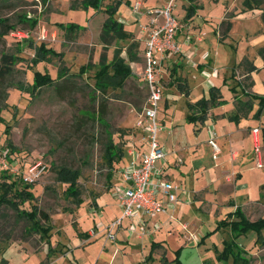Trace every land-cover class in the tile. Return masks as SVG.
Listing matches in <instances>:
<instances>
[{"label": "rangeland", "instance_id": "obj_1", "mask_svg": "<svg viewBox=\"0 0 264 264\" xmlns=\"http://www.w3.org/2000/svg\"><path fill=\"white\" fill-rule=\"evenodd\" d=\"M81 1L0 0V17L8 18L9 23L16 25L9 34L3 36V24L0 23V58L3 54L21 56L7 75L0 74V146L8 152L11 149L16 151L17 158L14 154L13 157L19 160L22 169L39 163L47 164L48 169L32 187L36 195L34 204L47 211L51 217V242L56 244L47 256L46 240L37 232H29V222L18 218L10 207L3 206L0 210V260L6 258L7 264L19 254H25L23 261L26 264H96L100 250H107V244H110L105 234L99 233L92 236L98 240L89 245L91 249L88 247L89 250L84 251L85 249L79 246V237L74 229L81 230V226L83 229L88 226V216L83 211L90 213L92 206H96L104 212V205L100 200L104 199L106 202V199L112 198L111 189L115 176L111 181L108 180L109 168L103 157L108 132L112 133L118 146L126 151L129 144L135 145L138 139L136 120L138 113L144 109L148 93L143 77V46L146 39L141 35L142 32L144 34L142 27L146 18L139 19L140 16L133 13L134 0H129L131 3L126 6L121 5L117 18L130 33V38L113 40L111 44L106 45L102 43L100 34L108 17L104 9L112 1L105 0L98 11L93 7L87 9L81 6ZM127 1L123 0L122 4ZM166 1L149 0L148 4L165 6ZM174 3L173 13L178 14L180 0H174ZM143 9L144 7H141V11ZM23 14L27 15L28 19H36L35 26L19 22V15ZM71 24L77 25L79 29L68 34L65 27ZM18 29L25 31L27 36L22 39L14 37L11 32ZM133 42L139 44L133 50L138 54L135 61H131L128 55ZM39 44H45L59 52L62 58L36 59L35 47ZM117 47L123 48L122 55L130 62L134 76L127 80L122 89H109L107 93L102 94L95 89V73L103 59L107 62L112 60ZM89 64H92V68L88 67ZM61 66H66L71 75L58 78L56 85L44 88L32 99L28 87L35 83L37 72H47L56 79ZM249 66L250 63L242 62L235 73L236 77L247 84L251 82L247 77ZM83 67H86L88 72L81 75L79 72ZM167 83H164V87L169 88ZM18 85H25V88ZM243 100L236 101V106L240 107V102H248L250 99L243 97ZM255 101L258 110L259 99ZM247 108V105L242 106V109ZM243 112L246 111L238 114L243 116ZM252 119L255 127L261 130L264 127V110L261 116H253ZM179 123L189 124L184 119ZM7 125H11L8 134L5 132ZM164 132H159V140ZM205 136L206 131L203 130L200 137ZM259 144L257 153H262L263 158L258 164L253 158V167L244 170L237 182L240 187L238 190L243 189L242 199L239 196L238 199L242 202L245 215L251 220L264 217V143ZM210 147L212 149L211 145ZM62 165L80 169L79 184L84 201L81 205L67 196V184L59 181L56 169ZM117 167L118 164L116 169ZM112 171L115 175V170ZM225 172L230 174L231 178L224 177L223 181L210 187V207L203 203L193 205L192 199L180 198L178 194L175 211L171 216L167 214L169 228H163L159 232L164 234L165 251L163 248H157L148 264H233V254L228 253L227 257H221L225 242L235 237L231 226L218 228L217 225L232 209L229 207V200L237 197L236 194L229 195L230 186L221 189L220 184L235 183L238 171L230 166L224 169L223 174ZM4 179V176H0V181ZM244 189L250 190L251 196L257 199L250 200V196H245L247 194ZM29 206V202L21 205L22 208ZM182 215H185L187 220L181 218ZM167 231L172 235H167ZM262 235L263 239L259 242L256 231L235 238L237 245L246 250L243 257L250 264H264V230ZM89 240L85 239L83 245ZM136 242L138 244L130 245V248L137 250L134 251V256H125L127 253L119 250V254L114 255L113 252L110 259L102 262L109 264L118 255L120 257L114 264L124 261L136 263L140 258L139 254L142 255L138 252L141 244ZM149 250L150 246L147 245L146 253Z\"/></svg>", "mask_w": 264, "mask_h": 264}, {"label": "crops", "instance_id": "obj_2", "mask_svg": "<svg viewBox=\"0 0 264 264\" xmlns=\"http://www.w3.org/2000/svg\"><path fill=\"white\" fill-rule=\"evenodd\" d=\"M137 1L141 2V6L135 11L134 5L132 11L140 16L139 19L146 18L145 24L149 22L146 11L163 6L157 3L149 5V0H134L133 3L136 4ZM168 2L169 0L166 1ZM130 3L128 0L122 6ZM141 7H144L143 11ZM119 10L121 12V6ZM125 14L124 12L123 15ZM174 15L183 24L177 33L182 53L172 54L165 61L164 83L167 81L169 88H163L158 119L162 125L160 131H165L160 143L166 156L157 163V166L162 168V174L166 179L179 185L180 198L192 199L193 205L203 203L209 207L210 187L216 186L225 179L224 177L230 179V174L226 172L223 174V171L233 166L238 171L237 181L223 182L220 187L222 189L230 186L229 195H237L236 198H231L233 201L229 200V207L232 209L227 213L233 212L237 207L244 209L238 199V196L242 199L243 189L238 190L240 187L237 182L242 177L243 171L250 168L253 158L257 164L263 158L262 153H257L259 152L257 146L263 142L262 129L259 134L253 132L255 124L252 118L261 116L264 109L258 113L260 108L257 110L256 101H251V108L245 110L236 106V101L243 100V97L248 98L247 93L264 96V0H180L178 14L174 13ZM141 35L146 39L147 33L142 32ZM144 48L145 42L143 53ZM242 62L250 63V66L255 67L247 75L251 81L249 84L247 82L245 84L235 76L236 68ZM212 95L217 96L216 103L209 106L206 113L201 108H197L196 104L199 101ZM242 111L246 112L240 116L238 113ZM140 114L141 112L138 113L137 120ZM198 114L202 116L200 119L190 120V115ZM183 119L189 124L179 123ZM137 128L139 135L135 145L129 144L127 151L123 150L122 159L115 169L112 198L106 199V202L104 199L100 200L104 205V212L96 206H92L90 213L83 211L88 216L89 223L86 222L88 226L84 227L85 229L81 226V230L74 229L79 237V246L85 249L84 251L89 250L88 247L91 249V244L98 240L97 237L89 235L91 228L103 226L121 215L117 195L127 186L121 175V169L134 161L139 162L142 153L147 150V143L144 145L141 139L145 133L144 126ZM203 130L206 131V136L201 138ZM213 134L220 145V152L217 155L208 143ZM244 190L247 194L245 196L251 197L250 200L257 199L251 196L250 190ZM83 202L82 199L80 205ZM110 206L113 209L109 210ZM170 211L174 212L175 208ZM167 214L169 213L151 216L142 214L133 220L124 219L122 227L117 231L116 239L107 244V250L103 252L100 250L97 255L98 261L95 263L104 264L102 261H107L113 252L115 255L119 250L127 253L125 256H134V251L137 250L130 248V245L138 241L141 244L138 252L142 253L139 254V260L136 263L124 261L120 264L143 262L148 264V260L153 259L152 254L157 248H163L165 251L164 234L161 235L159 232L163 228H169L170 221ZM181 218L186 219V216L182 215ZM143 230L145 233L141 234ZM166 234L172 235L168 231ZM85 239L90 240L83 245ZM168 240L170 241V237ZM46 243L48 256L56 244L51 240ZM147 245L150 246L148 253L145 251ZM24 255L19 254L14 260L10 259V264H26L23 261ZM118 257L120 256L114 257L109 264H114Z\"/></svg>", "mask_w": 264, "mask_h": 264}, {"label": "trees", "instance_id": "obj_3", "mask_svg": "<svg viewBox=\"0 0 264 264\" xmlns=\"http://www.w3.org/2000/svg\"><path fill=\"white\" fill-rule=\"evenodd\" d=\"M2 2H7L9 0H1ZM27 1V0H24ZM105 0H82L81 6L85 8L93 7L96 11L102 8L103 2ZM111 3H108L105 12L108 13L107 19L104 21L100 39L102 43L109 45L113 40H127L130 38V33L125 29V26L117 18V12L119 7L122 5L123 0H111ZM191 9V8H190ZM9 19H3L0 17V23L3 24V30L1 35H7L9 32L16 28L15 24L8 22ZM19 22L21 23H31L32 26H35L36 19H28L27 15H19ZM79 29L75 24H71L65 27V30L68 34L74 32V30ZM137 42H133L130 45V60L135 61L138 58L137 52L133 51L134 47H138ZM123 48L117 47L114 51V56L112 60L105 61L104 59L99 63V68L95 73V89L101 91L102 94L107 93L109 89H122L127 80L134 76V72L130 62L122 55ZM18 56L16 54H3L0 58V74L5 76L10 71L12 66L16 63ZM35 57L43 58L46 60H52L53 57H61L59 52H55L52 48L41 44L35 47ZM89 68H92V64L88 65ZM255 69L254 66H249L248 72H251ZM86 70V67H83L79 72L83 75ZM69 73V69L66 66H61L59 69V75L56 79L52 78L47 72L38 71L35 76V83L28 87L31 98H35L40 92L46 88L54 86L58 83V78L61 79ZM71 75V74H70ZM245 85V84H244ZM18 87L25 88V85H18ZM148 95V93H147ZM250 100L248 102H240V108L243 105H247L248 108H251V101L254 102L255 99H259L260 110L264 109V96L247 93L246 94ZM215 95H212L210 98H203L199 101L196 106L201 108L204 113H206L209 106L214 105L216 102ZM147 100V97H146ZM146 105V101H145ZM145 107V106H144ZM201 115H190V120L200 119ZM107 125V124H105ZM10 126L7 125L5 132L8 134L10 131ZM262 139L264 142V127L262 128ZM16 157V151L11 149L8 152V155L14 159ZM123 149L118 146L112 137V133L108 132V138L105 143L104 151V160L109 168L107 174L108 180L112 179L113 171L116 169L118 162L122 159ZM17 158V157H16ZM22 167V164H21ZM57 176L61 183L67 184L65 193L68 197H71L75 203L80 204L82 202L81 189L79 184V178L81 177L80 169L71 168L66 165L59 166L56 169ZM0 176H4V180L0 181V210L3 206L10 207L17 214V217L20 219H26L29 222L27 230L29 232H37L40 234L41 238L45 239L46 242L51 240V217L49 213L43 209H40L37 204H34V199L36 195L33 192L32 184H27L21 180L19 175H14L8 170H1ZM111 181V180H110ZM26 202L31 203L29 207H21V205ZM235 216V218H233ZM221 226H231L232 232L234 234V239L225 242L224 252L221 257H227L228 253L233 254L234 262L233 264H250L247 259L243 257L245 249L241 248L235 242V238L241 234H245L250 231H256L258 233L257 242L262 241L263 235L262 230H264V217H260L256 220L249 219L241 207H237L233 212H229L227 216L219 221L217 227ZM204 238V237H203ZM202 238V240H203ZM201 240V241H202ZM8 261L5 258H1L0 264H7ZM181 264V263H179Z\"/></svg>", "mask_w": 264, "mask_h": 264}, {"label": "built area", "instance_id": "obj_4", "mask_svg": "<svg viewBox=\"0 0 264 264\" xmlns=\"http://www.w3.org/2000/svg\"><path fill=\"white\" fill-rule=\"evenodd\" d=\"M140 6L141 2L137 1L134 10H139ZM174 6V0H171L165 6L149 9L145 13L149 22L143 26V31L147 33L143 53V77L148 95L137 125L144 126L142 142L147 143V150L142 153L139 162L134 161L121 169L123 180L127 182V186L117 195L121 215L103 226L91 228L89 230L91 236L104 232L107 240L113 241L124 219L133 220L142 214L151 216L169 213L171 216L170 209L175 208L177 203L179 185L166 179L162 174V168L157 166V163L166 156L159 140L162 125L158 119L160 101L163 97L165 61L172 54L182 53L177 33L183 24L173 13ZM11 34L19 39L27 36L21 29L14 30ZM253 132L259 134L260 128L255 127ZM209 144L217 155L220 147L215 134L210 137ZM257 147L259 148V145ZM47 169L46 163L22 169L19 160L12 159L8 151L0 146V171L8 170L14 175H19L23 182L34 184ZM142 233L144 234L145 231L143 230Z\"/></svg>", "mask_w": 264, "mask_h": 264}]
</instances>
